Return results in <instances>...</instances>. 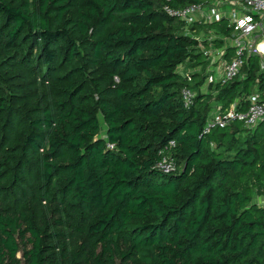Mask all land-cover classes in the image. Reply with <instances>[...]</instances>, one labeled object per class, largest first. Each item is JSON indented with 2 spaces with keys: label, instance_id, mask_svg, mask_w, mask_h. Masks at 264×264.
I'll return each mask as SVG.
<instances>
[{
  "label": "trees",
  "instance_id": "1",
  "mask_svg": "<svg viewBox=\"0 0 264 264\" xmlns=\"http://www.w3.org/2000/svg\"><path fill=\"white\" fill-rule=\"evenodd\" d=\"M212 1L0 0V264H264V119L204 133L264 101L261 58L208 85L198 35L233 28L164 9Z\"/></svg>",
  "mask_w": 264,
  "mask_h": 264
},
{
  "label": "built area",
  "instance_id": "2",
  "mask_svg": "<svg viewBox=\"0 0 264 264\" xmlns=\"http://www.w3.org/2000/svg\"><path fill=\"white\" fill-rule=\"evenodd\" d=\"M164 9L169 16L179 18L187 25H208L225 20L233 28L229 40L235 55L231 60L227 59L225 48L205 52L208 57L212 52V57L216 60V65L212 64L208 72V85L216 81L226 82L239 76L246 57L251 55L259 56L264 68V44L261 43L264 38V0H215L182 9H172L168 6ZM195 95L194 91L184 89L186 107L191 106ZM262 119L264 101L260 99L259 94H254L250 106L245 111L238 110L235 104L226 110H214L207 120L204 133H210L216 127H226L235 121L243 122L247 127H254ZM176 146L177 142L170 140L160 151L161 159L156 167L165 174L174 173L178 169L173 158Z\"/></svg>",
  "mask_w": 264,
  "mask_h": 264
},
{
  "label": "rangeland",
  "instance_id": "3",
  "mask_svg": "<svg viewBox=\"0 0 264 264\" xmlns=\"http://www.w3.org/2000/svg\"><path fill=\"white\" fill-rule=\"evenodd\" d=\"M198 38H199V41L202 42V44H208V48L204 47L202 48V50H204V52L206 51H213L212 49H218L219 47H216L214 43H216L217 41H222V40H225L227 43H229L230 41L222 36V34H220L218 31L216 30H212V29H203V32L198 35ZM261 43L264 44V38L261 40ZM210 56L208 57L207 55V58H208V66L206 68V71L209 72L210 68H212L211 66L213 65H216L215 63V58L212 57V52L209 53ZM235 55V51H231V55L229 56V60H231ZM213 64V65H212ZM180 70L182 72H184L185 74H193L195 72H199V71H202V67L201 66H191L190 64H185L183 66L180 67ZM90 73H91V76L90 78H97L99 76H102L104 75L106 72H107V68L104 67V66H97V67H92L90 68ZM89 78V79H90ZM99 117H100V121L102 123V135L105 134V129H106V126H105V123H104V119L103 117L101 116V114H99ZM255 201L261 205H264V197H257L255 199Z\"/></svg>",
  "mask_w": 264,
  "mask_h": 264
},
{
  "label": "crops",
  "instance_id": "4",
  "mask_svg": "<svg viewBox=\"0 0 264 264\" xmlns=\"http://www.w3.org/2000/svg\"><path fill=\"white\" fill-rule=\"evenodd\" d=\"M212 30H215V29H212ZM228 40H229V39H228ZM229 41H230V40H229ZM229 47H231L230 42H229V43L226 42L222 47H219V48H221V49H222V48H225V49L227 50V49H229ZM231 48H232V47H231ZM231 51H233V50H230V52H231Z\"/></svg>",
  "mask_w": 264,
  "mask_h": 264
}]
</instances>
